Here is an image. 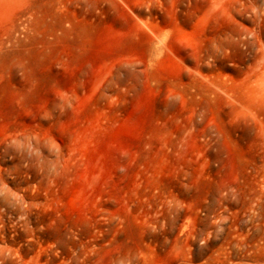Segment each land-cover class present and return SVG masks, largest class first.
<instances>
[{
	"label": "rangeland",
	"instance_id": "374dc122",
	"mask_svg": "<svg viewBox=\"0 0 264 264\" xmlns=\"http://www.w3.org/2000/svg\"><path fill=\"white\" fill-rule=\"evenodd\" d=\"M0 264H264V0H0Z\"/></svg>",
	"mask_w": 264,
	"mask_h": 264
}]
</instances>
